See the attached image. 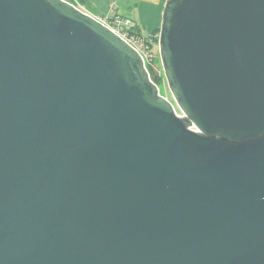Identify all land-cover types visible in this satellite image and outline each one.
<instances>
[{"label":"water","instance_id":"95a60500","mask_svg":"<svg viewBox=\"0 0 264 264\" xmlns=\"http://www.w3.org/2000/svg\"><path fill=\"white\" fill-rule=\"evenodd\" d=\"M143 57L66 0H0V264H264V0H166Z\"/></svg>","mask_w":264,"mask_h":264},{"label":"crops","instance_id":"0c3cea01","mask_svg":"<svg viewBox=\"0 0 264 264\" xmlns=\"http://www.w3.org/2000/svg\"><path fill=\"white\" fill-rule=\"evenodd\" d=\"M79 7L93 8L95 14L84 11L94 18L103 19L104 17L118 15L131 19L137 31L142 35L158 37L155 31L159 29L163 7L166 0H71ZM85 5V6H84ZM112 7V8H111ZM97 16V17H96ZM155 33V34H154Z\"/></svg>","mask_w":264,"mask_h":264},{"label":"built area","instance_id":"2783aa9c","mask_svg":"<svg viewBox=\"0 0 264 264\" xmlns=\"http://www.w3.org/2000/svg\"><path fill=\"white\" fill-rule=\"evenodd\" d=\"M95 19H97L100 23L108 27L112 32L117 34L120 38L125 40L145 60L143 56L145 50L143 49V45H142L144 44L143 40L145 38L137 33L136 28H134L135 23L131 19L124 18L118 15L104 17L103 19L100 18H95Z\"/></svg>","mask_w":264,"mask_h":264},{"label":"trees","instance_id":"16d2710c","mask_svg":"<svg viewBox=\"0 0 264 264\" xmlns=\"http://www.w3.org/2000/svg\"><path fill=\"white\" fill-rule=\"evenodd\" d=\"M68 2H71V0H66ZM134 28H136V26H134ZM137 30V29H136ZM137 33L140 35V33L137 31ZM155 33H159V29H157L155 31ZM154 33V34H155ZM142 36V35H140ZM144 44L143 45V49L144 51V63H145V67L146 70L148 71V74L150 76V79L152 80V82H154L157 86L161 85V81L163 80V77L161 75H158L155 70H154V65L155 62L157 61L158 58V53L155 52L154 48L157 47V37H154L153 35L150 36H145ZM146 46V47H145Z\"/></svg>","mask_w":264,"mask_h":264},{"label":"rangeland","instance_id":"374dc122","mask_svg":"<svg viewBox=\"0 0 264 264\" xmlns=\"http://www.w3.org/2000/svg\"><path fill=\"white\" fill-rule=\"evenodd\" d=\"M79 7V5H76ZM85 6V5H84ZM81 8L82 10L84 11H88L90 12L91 14H95L97 16H101V15H98L97 13H95V11L93 10V8H88V7H79ZM96 16V17H97ZM155 52L158 53V49L157 47L154 48ZM159 58V57H158ZM154 70L155 72L158 74V75H161L163 77V71H162V68H161V64H160V61L159 59H157V61L155 62V65H154ZM158 91L159 93L164 96L166 99H168L170 102H172L174 108H175V111L177 114H180V111L179 109L177 108V106L175 105L171 95H170V92L168 90V87H167V84H166V81L163 77V80L161 81V85L158 86Z\"/></svg>","mask_w":264,"mask_h":264}]
</instances>
